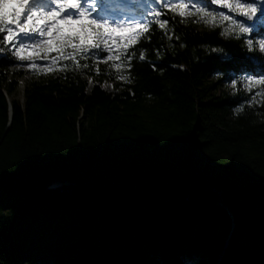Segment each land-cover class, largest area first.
I'll list each match as a JSON object with an SVG mask.
<instances>
[{
    "label": "trees",
    "instance_id": "1",
    "mask_svg": "<svg viewBox=\"0 0 264 264\" xmlns=\"http://www.w3.org/2000/svg\"><path fill=\"white\" fill-rule=\"evenodd\" d=\"M161 18L173 39L156 31L144 61L137 46L130 83L111 62L0 55V264H264V101L218 94L261 61Z\"/></svg>",
    "mask_w": 264,
    "mask_h": 264
},
{
    "label": "snow or ice",
    "instance_id": "2",
    "mask_svg": "<svg viewBox=\"0 0 264 264\" xmlns=\"http://www.w3.org/2000/svg\"><path fill=\"white\" fill-rule=\"evenodd\" d=\"M168 12L182 23L226 22L220 34L240 41L246 53L261 61L258 70L242 69L230 83L236 87L239 80L248 93L260 89L250 102L258 96L264 101V0H144L132 6L113 5L111 0H0V53L7 50L11 59L44 72L63 70L68 61L79 67L81 59L111 62L117 78L130 83L137 46L138 59L144 61L156 31L173 39L168 18H161ZM74 26L79 30L72 31ZM152 67L155 70L154 63ZM236 111H243V105Z\"/></svg>",
    "mask_w": 264,
    "mask_h": 264
},
{
    "label": "rangeland",
    "instance_id": "3",
    "mask_svg": "<svg viewBox=\"0 0 264 264\" xmlns=\"http://www.w3.org/2000/svg\"><path fill=\"white\" fill-rule=\"evenodd\" d=\"M13 2H14V0H13ZM142 2H144V0H121L120 1V4H122L123 5V3L124 4H127V5H129V6H132V5H137V4H139V3H142ZM9 11H11V9H9ZM195 25L198 27V29H212V28H216V27H219L220 29H221V31H223V28L226 26V22L224 23V24H217L216 26H212V25H210V24H205V23H203L202 21L201 22H197V23H195ZM72 31H78L79 30V28H78V26H74L73 27V29H71ZM224 37H227V36H224ZM6 53H7V50H6ZM2 54H4V53H0V55H2ZM29 55H36V54H34V53H31V52H29L28 53ZM9 55H10V53H9ZM15 61V60H14ZM15 63H16V65H14V67L15 68H22V69H24V70H28V71H32V70H30L28 67H27V62H17V61H15ZM38 63L41 65V66H43V61H38ZM231 80V79H230ZM230 80H224L223 78L222 79H220V83H219V90H218V94H220L222 91H231V92H233V91H235V89H236V87H233L232 85H231V83H230ZM26 82H27V76L26 77H23L22 79H21V83H20V86H19V97H21V98H23V90H24V88H25V85H26ZM238 82H240L239 80H238ZM240 85H241V87H242V89L246 92V90L243 88V83L242 82H240ZM258 90H260V89H253V92H252V94L254 95L255 94V92L256 91H258ZM248 93V92H247Z\"/></svg>",
    "mask_w": 264,
    "mask_h": 264
},
{
    "label": "water",
    "instance_id": "4",
    "mask_svg": "<svg viewBox=\"0 0 264 264\" xmlns=\"http://www.w3.org/2000/svg\"><path fill=\"white\" fill-rule=\"evenodd\" d=\"M4 93L6 94V92L4 91ZM8 101L10 104V112L12 114V106H11V102H10V98L8 97ZM70 183V181L68 180H64L61 177H55L53 180V184L51 185V188L56 189L59 188L60 186H66Z\"/></svg>",
    "mask_w": 264,
    "mask_h": 264
},
{
    "label": "bare ground",
    "instance_id": "5",
    "mask_svg": "<svg viewBox=\"0 0 264 264\" xmlns=\"http://www.w3.org/2000/svg\"><path fill=\"white\" fill-rule=\"evenodd\" d=\"M120 1V0H119ZM118 0H111V3L113 4V5H122V4H120V2H119ZM124 4V3H123Z\"/></svg>",
    "mask_w": 264,
    "mask_h": 264
}]
</instances>
